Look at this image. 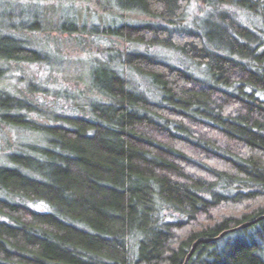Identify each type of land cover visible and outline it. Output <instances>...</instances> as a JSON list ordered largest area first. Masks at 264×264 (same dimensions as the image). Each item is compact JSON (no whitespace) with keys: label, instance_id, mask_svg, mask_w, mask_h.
<instances>
[{"label":"trees","instance_id":"trees-1","mask_svg":"<svg viewBox=\"0 0 264 264\" xmlns=\"http://www.w3.org/2000/svg\"><path fill=\"white\" fill-rule=\"evenodd\" d=\"M113 1L116 26L28 31L83 46L84 112L43 123L32 83L0 88V129L37 137L0 158V264H183L264 216V0ZM94 32L136 49L113 61ZM15 34L0 78L53 62ZM186 264H264V219Z\"/></svg>","mask_w":264,"mask_h":264},{"label":"rangeland","instance_id":"rangeland-1","mask_svg":"<svg viewBox=\"0 0 264 264\" xmlns=\"http://www.w3.org/2000/svg\"><path fill=\"white\" fill-rule=\"evenodd\" d=\"M39 12L47 14L45 20L62 22L68 29L71 24H82L87 28L95 26L100 29L104 26H116L122 12L113 0H0V35L16 33L14 37L24 40L26 47L41 49L55 57L52 63L46 60L44 62L46 66L41 65L39 68L36 65L20 69L14 65L1 66L5 68L3 77L0 78V88L4 91L20 95V91L27 90L28 84L32 83L29 89L33 96L27 93L25 96L34 100L37 108L42 110V117L37 120L44 123L51 113L80 115L85 111L80 109L81 92L85 82H78V74L83 69L87 71L91 67V62L89 55L82 51L83 46L74 43L67 36L59 35L57 25L52 26V31L47 33L39 32L40 28L43 29L42 24L34 25L32 31L28 32L30 26L34 24L33 14ZM127 20L130 23L138 22L130 18ZM94 34L92 46L95 48V45H98L100 52L113 45L109 53L113 61H116L117 57L121 58L123 53L136 49L132 46L124 47L121 41L114 40L111 43L102 40L97 33ZM83 45L85 46L86 42ZM75 63L77 65L81 63L83 67L76 66ZM134 81L137 82L135 79ZM88 98L89 102L94 101L91 94ZM73 103L77 106H72ZM3 130L0 129V158L6 153L36 143L37 137H33V134L12 129Z\"/></svg>","mask_w":264,"mask_h":264},{"label":"water","instance_id":"water-1","mask_svg":"<svg viewBox=\"0 0 264 264\" xmlns=\"http://www.w3.org/2000/svg\"><path fill=\"white\" fill-rule=\"evenodd\" d=\"M262 219H264V216L260 217L259 219H257V220L254 221V222L246 223V224H243V225H241V226H239V227H237V228H235V229H232V230H229V231H227V232H224V233H222L218 238H215V239H208V240L198 239V240H196V241L192 244L191 249H190L189 253L187 254V256H186V258H185L183 264H186V262L188 261V259H189V258L191 257V255L194 253L195 248H196V246H197L198 244H206V243L213 242V241H215V240L221 238V237H222L223 235H225L226 233H231V232L237 231V230H239V229H243V228L249 227V226H251L252 224H254V223H256L257 221L262 220Z\"/></svg>","mask_w":264,"mask_h":264}]
</instances>
